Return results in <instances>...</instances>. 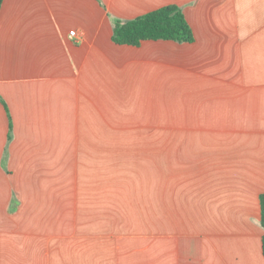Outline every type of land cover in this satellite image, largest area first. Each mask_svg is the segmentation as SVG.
<instances>
[{
  "label": "crops",
  "instance_id": "0c3cea01",
  "mask_svg": "<svg viewBox=\"0 0 264 264\" xmlns=\"http://www.w3.org/2000/svg\"><path fill=\"white\" fill-rule=\"evenodd\" d=\"M167 5L192 43L112 42ZM134 130L209 132L198 199L103 162ZM261 194L264 0H1L0 264H264Z\"/></svg>",
  "mask_w": 264,
  "mask_h": 264
},
{
  "label": "rangeland",
  "instance_id": "374dc122",
  "mask_svg": "<svg viewBox=\"0 0 264 264\" xmlns=\"http://www.w3.org/2000/svg\"><path fill=\"white\" fill-rule=\"evenodd\" d=\"M208 135L207 131H103V162L115 170L135 172L137 184L145 183L153 192L165 182L169 199L182 192L186 198L187 191L198 199L209 185L208 179L200 178L204 169L198 161L200 150L207 149Z\"/></svg>",
  "mask_w": 264,
  "mask_h": 264
},
{
  "label": "trees",
  "instance_id": "16d2710c",
  "mask_svg": "<svg viewBox=\"0 0 264 264\" xmlns=\"http://www.w3.org/2000/svg\"><path fill=\"white\" fill-rule=\"evenodd\" d=\"M111 39L115 45L132 47H139L145 41H174L186 44L194 41L192 30L182 10L176 5L158 8L132 20L115 22ZM259 206V223L264 231V194L259 195ZM261 248L264 255V236Z\"/></svg>",
  "mask_w": 264,
  "mask_h": 264
}]
</instances>
